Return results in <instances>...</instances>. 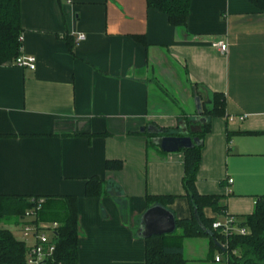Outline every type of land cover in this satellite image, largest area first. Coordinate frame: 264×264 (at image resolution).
I'll return each instance as SVG.
<instances>
[{"label":"crops","instance_id":"obj_1","mask_svg":"<svg viewBox=\"0 0 264 264\" xmlns=\"http://www.w3.org/2000/svg\"><path fill=\"white\" fill-rule=\"evenodd\" d=\"M20 16L21 51L36 63L0 65V192L74 194L78 264H145L147 194H174L165 207L191 215L183 150H162L140 126L196 133L194 91L225 97V113L208 116L195 187L226 208L203 212L252 211L264 193V0H190L184 27L146 0H21ZM91 175L109 179L107 194L85 195ZM181 242L187 264H224L207 236Z\"/></svg>","mask_w":264,"mask_h":264},{"label":"trees","instance_id":"obj_2","mask_svg":"<svg viewBox=\"0 0 264 264\" xmlns=\"http://www.w3.org/2000/svg\"><path fill=\"white\" fill-rule=\"evenodd\" d=\"M20 1L0 0V65L11 64L21 52ZM146 5L163 12L171 26L186 25L190 0H146ZM209 98L210 102L205 101L202 105V115H206V119L200 120V130L187 135L202 139L210 128L208 116L225 113V97L221 91H212V96ZM163 133L175 134L176 132L163 129ZM151 136L152 134H149L150 140ZM201 145L200 143L181 149L184 152L182 187L191 208V215L175 218V228L171 232L145 237V264H187L181 240L184 237L196 235H205L209 238L210 246L221 253L224 264H264V193L256 197L251 212L234 215L237 217L238 225L246 228V233L236 231L224 233L220 228H214L212 223L215 218L207 217L203 208L210 206L213 210L224 213L226 205L222 195L200 193L195 187ZM121 166L120 159L105 160V168L108 170L118 169ZM108 183L109 179L91 175L85 179L84 193L87 196L107 194ZM175 196L174 194H147L146 200L148 206L153 204L165 206L172 202ZM40 197L43 200L37 207L36 203ZM32 208L36 212L34 220L58 222L53 232L54 250L45 259V264H78L80 229L77 198L74 194L32 195L2 192H0V264H27V245L13 233L8 225H19L25 211ZM198 220L213 233H206ZM170 237L173 239L170 240Z\"/></svg>","mask_w":264,"mask_h":264},{"label":"built area","instance_id":"obj_3","mask_svg":"<svg viewBox=\"0 0 264 264\" xmlns=\"http://www.w3.org/2000/svg\"><path fill=\"white\" fill-rule=\"evenodd\" d=\"M83 35H78L77 39H83ZM21 40V37H20ZM221 52H226L227 45L223 41L215 43ZM36 59L31 54H25L22 51L12 61V64L22 67L35 69ZM245 114H240L237 117L242 119ZM231 182L232 178H228ZM42 198H38V207L42 202ZM35 210L32 208L26 210L24 217L19 224L20 239L23 240L27 245L26 261L27 264H45V259L49 257L54 250L53 232L56 229L58 222L56 220H34ZM214 228H220L224 233H230L236 231L238 233H246V228L238 225L237 217L234 215L225 214L223 219H215L212 223ZM226 245L225 243L223 244ZM235 250H233L234 252ZM220 255H216L215 259L219 260Z\"/></svg>","mask_w":264,"mask_h":264},{"label":"water","instance_id":"obj_4","mask_svg":"<svg viewBox=\"0 0 264 264\" xmlns=\"http://www.w3.org/2000/svg\"><path fill=\"white\" fill-rule=\"evenodd\" d=\"M205 96L206 98L204 99L201 93L194 91L195 107L197 113L201 115V121L206 119L202 115V105L205 101L210 102L211 100L208 97V94H206ZM140 131H146L147 133L152 134L151 141L158 145L164 151H176L179 149L192 147L195 144H202V139L198 136L165 134L163 133L162 128H159L153 124L140 126ZM199 224L204 228V231L206 233H213L211 229L205 228V226L200 221ZM139 228L140 235L143 237L171 232L175 228L174 213L162 204L150 205L145 209L140 217Z\"/></svg>","mask_w":264,"mask_h":264},{"label":"rangeland","instance_id":"obj_5","mask_svg":"<svg viewBox=\"0 0 264 264\" xmlns=\"http://www.w3.org/2000/svg\"><path fill=\"white\" fill-rule=\"evenodd\" d=\"M204 104V103H203ZM11 229H12V231H13V233L16 235V236H19V231L17 230V228H15V225H8Z\"/></svg>","mask_w":264,"mask_h":264}]
</instances>
